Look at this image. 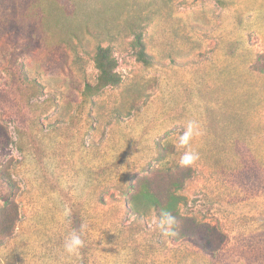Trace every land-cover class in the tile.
Returning a JSON list of instances; mask_svg holds the SVG:
<instances>
[{
  "label": "rangeland",
  "instance_id": "1",
  "mask_svg": "<svg viewBox=\"0 0 264 264\" xmlns=\"http://www.w3.org/2000/svg\"><path fill=\"white\" fill-rule=\"evenodd\" d=\"M0 264H264V0H0Z\"/></svg>",
  "mask_w": 264,
  "mask_h": 264
},
{
  "label": "trees",
  "instance_id": "2",
  "mask_svg": "<svg viewBox=\"0 0 264 264\" xmlns=\"http://www.w3.org/2000/svg\"><path fill=\"white\" fill-rule=\"evenodd\" d=\"M34 45L35 44L33 40H29L26 42V46L28 48L34 47ZM137 59L144 64H148L151 58L148 54H146L143 47H140V50L137 54ZM93 61L94 67L97 70V78L94 85H86L85 89L87 92H89L90 94H97L107 87L118 86L121 83V75L116 70L118 63L113 55L112 48L110 46H99L96 49ZM149 188L150 187L143 185L141 187V190L132 197V206L134 209H137L138 201L143 198L145 199V202L148 203V205L159 209L160 212L168 211L173 216L177 215V198L173 195V193H171L173 189L178 188L177 182H172L171 190H167L165 194V205L162 204V202L159 200L157 192L154 190L151 191Z\"/></svg>",
  "mask_w": 264,
  "mask_h": 264
},
{
  "label": "clouds",
  "instance_id": "3",
  "mask_svg": "<svg viewBox=\"0 0 264 264\" xmlns=\"http://www.w3.org/2000/svg\"><path fill=\"white\" fill-rule=\"evenodd\" d=\"M202 135L200 124L196 120H188L183 131L178 135L177 144L181 149H186L179 159V164L182 167L194 166L200 159L199 152L190 147V143L194 137ZM167 224V227H165ZM177 224V219L168 211L161 212L160 226L164 228L166 235H175L173 231ZM84 246V241L80 234L71 233L70 238L65 241L64 248L69 254H75Z\"/></svg>",
  "mask_w": 264,
  "mask_h": 264
}]
</instances>
